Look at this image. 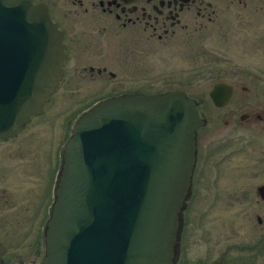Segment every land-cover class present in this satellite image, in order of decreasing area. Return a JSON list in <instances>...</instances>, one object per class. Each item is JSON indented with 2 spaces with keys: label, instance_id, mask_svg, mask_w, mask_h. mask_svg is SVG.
Here are the masks:
<instances>
[{
  "label": "water",
  "instance_id": "1",
  "mask_svg": "<svg viewBox=\"0 0 264 264\" xmlns=\"http://www.w3.org/2000/svg\"><path fill=\"white\" fill-rule=\"evenodd\" d=\"M62 39L46 6L0 0V137L52 94ZM204 124L180 90L110 98L84 113L66 144L43 264H177ZM4 251L0 243V264Z\"/></svg>",
  "mask_w": 264,
  "mask_h": 264
},
{
  "label": "flooded vegetation",
  "instance_id": "2",
  "mask_svg": "<svg viewBox=\"0 0 264 264\" xmlns=\"http://www.w3.org/2000/svg\"><path fill=\"white\" fill-rule=\"evenodd\" d=\"M33 1L47 6L51 20L63 33L66 54L63 75L39 113L32 114L16 133L0 137V163L7 160L3 154L5 150L14 147L18 150L21 149L20 144L23 148L31 144L32 138L28 139V132L46 115L53 99L65 84H75L79 70L82 76L87 75L91 81L97 82L85 83L93 87L82 101L89 104L83 106L73 102L54 118L47 151L50 178L48 191L43 196L35 194L33 201L36 211L34 223L30 226L32 231L25 242H20L18 250L17 247L13 249L15 238L6 233L0 221V243L5 249L4 264H10V261L15 264H23L24 261L43 263L45 228L55 199L64 148L74 131L76 118L89 109L92 103L117 96L158 94L169 90L184 91L196 102L200 116L206 123L197 132V161L186 214L200 186V179L207 173L208 164L213 171L221 173L220 166L227 159L244 154L242 152L248 155L252 129H259L261 146L262 143L264 145V0ZM210 25L213 30H210ZM208 36L212 37L215 53L223 56H216L214 67L227 70V77L215 79L207 94L201 96L199 89L186 87L188 84H200L196 73H188L187 76L186 71L182 70L175 76L174 81L178 85L174 87H171L167 72L151 76L152 69L146 65V61H149L151 54L153 57L156 45L168 49L192 48L197 56L198 50H202L203 39ZM223 52H226V56ZM223 58L230 60L224 61ZM196 63L193 65L198 69ZM156 80L161 83L159 87H154ZM220 84L223 87L216 89ZM214 89L217 93L212 94ZM208 102L210 106H206ZM75 109H78L76 113ZM214 111H217L215 118L210 115ZM220 113H223V127L220 125ZM209 125L211 130L207 129ZM209 140L211 144L214 142L212 150L208 147ZM259 155L264 158V149ZM3 170L0 167L4 177L7 174ZM2 198L6 199V194L0 189V205L8 202V199L3 202ZM186 214L179 264H223L222 259L211 263L206 260L192 263L186 258L183 253ZM9 241L14 243L13 247L8 245Z\"/></svg>",
  "mask_w": 264,
  "mask_h": 264
},
{
  "label": "rangeland",
  "instance_id": "3",
  "mask_svg": "<svg viewBox=\"0 0 264 264\" xmlns=\"http://www.w3.org/2000/svg\"><path fill=\"white\" fill-rule=\"evenodd\" d=\"M213 27L210 25V30ZM211 36L203 39L202 50L197 56L194 49L182 50L175 47H154V55L149 56L146 65L152 69L151 76L169 73L171 87L177 86L174 81L179 72L196 73L197 86L186 85L187 88H197L201 96L207 94L215 79L227 77V70L216 69V56ZM180 51V52H179ZM226 56V52H223ZM238 57L240 55L236 54ZM252 55V54H251ZM253 56V55H252ZM219 57H223L222 55ZM241 58H243L241 56ZM229 61V58H223ZM197 62V63H196ZM197 68L195 69V65ZM114 70H116L114 68ZM76 74L75 84L70 82L53 99L48 112L28 132L32 142L23 148H9L3 152L7 160L1 161L0 167L7 175L0 173V189L6 194L8 202L0 205V221L6 233L15 241L8 245L20 248V242H25L34 223L36 211V195L42 196L48 191L50 178L48 172L47 151L50 143V128L56 115L67 109L73 102H82L90 94L93 87L85 83L91 81L87 75ZM129 76L131 73L127 72ZM123 74H125L123 72ZM194 77V76H193ZM156 80L154 87H159ZM94 91V90H91ZM54 103V104H53ZM210 102L206 106H210ZM82 108V106H80ZM79 109V108H78ZM78 109L74 110V113ZM210 113L215 118V113ZM220 125L225 126L223 113H220ZM208 130H211L209 125ZM250 153L237 154L227 159L221 167L222 172L213 171L209 164L206 175L200 179V186L191 201L188 210L185 244L183 253L192 263L198 260H223V264H264V199L259 193L260 185H264V158L259 155L264 145L259 138V129L250 130ZM27 139V140H28ZM214 142L209 140L208 147L212 150ZM255 151V152H254ZM210 163V162H209ZM2 198L4 202L6 200ZM10 264H15L10 261ZM17 264V263H16ZM23 264H32L24 261ZM181 264V263H180Z\"/></svg>",
  "mask_w": 264,
  "mask_h": 264
}]
</instances>
